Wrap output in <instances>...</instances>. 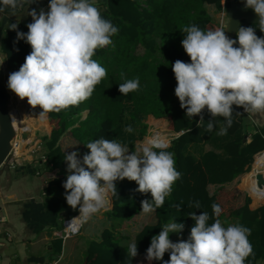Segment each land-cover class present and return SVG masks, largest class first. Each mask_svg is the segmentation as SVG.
I'll return each instance as SVG.
<instances>
[{
  "label": "clouds",
  "instance_id": "1",
  "mask_svg": "<svg viewBox=\"0 0 264 264\" xmlns=\"http://www.w3.org/2000/svg\"><path fill=\"white\" fill-rule=\"evenodd\" d=\"M35 3L38 0H0V18L9 13L8 17L15 16L27 5L31 17L28 31L18 30L19 21L7 28L16 31L17 41L24 40L31 52L19 70L9 74L7 86L21 100L26 98L32 108L39 107V117L46 119L48 113L78 106L92 96L96 85L107 76V70L93 57L97 49L113 45L111 37L119 28L102 16L96 0H49L47 11L43 7L28 10V5ZM244 6L259 17V30L264 33V0H244ZM227 27L204 30L196 24L184 26L181 46L190 62L178 59L171 65L180 108L190 118L199 116L197 127H204L205 132H212L216 118L222 117L219 136L226 135L232 126L233 106L245 113L264 112V35L257 36L254 26L237 25L236 38L232 39L225 33ZM120 77L121 95L139 90V77L129 79L123 72ZM205 109L211 117L207 122ZM123 130L134 131L131 125ZM84 145L89 151L82 157L77 151L64 154V199L79 212L66 225L73 232L110 204V198L117 195L116 181H135V191L151 194V200L141 201V211L147 214L163 207L182 175L176 169L174 153L166 150L169 145L159 133L134 151L117 139L103 137ZM251 190L264 191L257 187V181ZM182 204L175 205L178 212ZM187 206L202 207L199 200H190ZM211 210V217L207 211L187 214L195 222L187 240L172 242L169 234L181 233L184 224L174 219L166 223L151 237L145 258L162 264H245L249 256L254 257L248 239L251 229L238 222L225 227L219 219L221 206L213 203ZM166 252L169 259L164 261ZM137 255L134 240L128 245L127 256L131 259Z\"/></svg>",
  "mask_w": 264,
  "mask_h": 264
},
{
  "label": "trees",
  "instance_id": "2",
  "mask_svg": "<svg viewBox=\"0 0 264 264\" xmlns=\"http://www.w3.org/2000/svg\"><path fill=\"white\" fill-rule=\"evenodd\" d=\"M208 5L221 11L223 6L226 8L229 5V0H225L224 5L221 0H105L100 12L119 28V32L111 37L114 47L108 45L97 49L93 59L107 70V76L96 85L88 100L78 106L47 114L46 119L53 125L50 135L42 137L44 147L48 150L45 155L46 164L57 168L58 174L63 175L54 179V184H62L66 180L63 165L65 152L59 142L66 133L79 145L76 149L79 155L89 151L84 144L100 137L117 139L134 151L136 141L141 140L147 132L145 119L148 115L169 120L174 132L184 130L177 138L172 139L166 149L174 153L176 169L182 175L173 185L172 193L166 197L163 207L154 212L156 221L145 225L135 235L138 255L145 256L151 237L158 235L162 226L173 219L184 224L182 231L189 236L190 229L195 224L187 215L190 211L197 215L201 211H207L211 217V205L216 203L221 206L213 197L209 186L221 187L243 174L239 187L247 195L246 201L240 207L230 209L228 214L222 211L219 219L225 227L231 222H238L251 229L248 239L255 255L249 256L245 264H256L259 259H264V205L256 209L248 207V204L253 205L256 196L249 190L246 180L251 163L261 158H254L253 161V155L264 151V128L254 133L249 142H243L247 133L240 129L247 124L243 122L240 114H235L241 108L233 106V123L226 134H234L232 138L227 141L226 135H217L224 124L223 118L217 117L213 131L216 139L221 142L220 152H201L197 156L191 151V147L207 139V132L204 127H199L193 140L199 116H186L174 94L176 80L171 65L178 59L190 62L181 46L184 38L182 28L196 24L204 30L218 29L212 25ZM28 23H31V18L18 24V30L26 33ZM257 33L258 36L264 35L260 30ZM30 52L29 44L24 40L17 41L16 31L7 27L2 30L0 53L4 56L7 70L18 71ZM122 72L129 79L139 77L138 91L130 92L126 96L119 93L118 85L123 82L120 77ZM33 109L35 112L41 111L39 107ZM85 111L87 112L84 114ZM207 118L208 112L204 114L205 122ZM127 125L133 127L132 133L123 130ZM39 126L47 128L45 124H38ZM241 181L245 188L241 186ZM115 184L117 195L110 198L112 207L105 212V216L121 223L141 212V201L151 200V194L135 191L138 187L135 181L124 179L116 181ZM190 200H199L202 207L189 208L187 205ZM181 201L183 204L178 212L175 205ZM263 203L264 200L259 205ZM78 213V210H73L70 217ZM212 222L210 219L209 224ZM127 248L128 246L121 245L116 238L113 239L110 231L104 230L102 245L96 252L97 264H139L136 257L130 259L127 256ZM166 256L167 252L164 254V261ZM155 264L162 262L155 260Z\"/></svg>",
  "mask_w": 264,
  "mask_h": 264
},
{
  "label": "crops",
  "instance_id": "3",
  "mask_svg": "<svg viewBox=\"0 0 264 264\" xmlns=\"http://www.w3.org/2000/svg\"><path fill=\"white\" fill-rule=\"evenodd\" d=\"M48 2L49 0H38V3L28 5V10L43 7L47 11ZM104 2L105 0H96V6L99 10L102 9ZM224 2L225 0H221L222 5H224ZM237 2L244 5V0H238ZM207 9L213 20L212 25L218 27L221 11H217L213 5H208ZM8 15L10 13L0 18V33L8 24L17 23L18 21V24H21L28 18H31L27 15V5H25L24 9L19 10L15 16L8 17ZM224 23L226 26L227 17ZM235 38L234 36L232 39ZM0 55L4 60V56L1 53ZM3 66L6 68L5 63H3ZM19 104H23L24 108L28 106L26 101H20L18 99V101L16 100V105L19 106ZM15 111L22 124L21 127L25 128L23 130H29L32 133L34 129L38 128L34 124L35 121L38 124H45L46 129L50 130L46 134L40 135V140L36 142V147L38 148L36 155L26 151V159H21L20 161L11 159L7 161L4 170L0 174V264H97L98 255L96 252L100 250L102 245L104 230L110 231L111 237L113 239L116 238L121 245L128 246L134 241L135 235L145 225L152 224L156 221L154 212L145 214L142 211L137 213L132 219L121 223L113 219H108L105 216V212L112 207L110 201V204L105 209L94 214L88 222L82 225L78 234L63 238L60 231L62 229V222L64 219L70 218V213L73 209L67 205L64 199L65 189L62 187L63 183L54 184V179L60 178L63 175L58 174L57 168H51L50 165L46 164L45 155L48 150L44 147L42 137L50 135L52 129L51 123L48 119L40 118L38 114L35 117L36 119L31 118L34 121L33 125L29 126V120L25 119L21 114H18L17 110ZM239 112L241 113L240 116L243 122L247 124L240 129L246 131L247 134L243 138V142L247 143L254 133L264 128V112L245 113L242 111V108ZM37 113L34 112L33 115ZM209 119L211 117L208 114L206 122ZM145 123L147 124V132L142 138V140L145 139L144 142L149 137L150 131L158 129V127H160L163 134L168 135L171 133H183L184 131L174 132L169 120L155 118L152 115L146 117ZM198 130L199 127L195 130L193 140L196 138ZM215 135V131L207 132L205 134L207 139H203L198 144L193 145L194 147H191V151L197 156L201 152H220L221 142L219 139H216ZM233 135H226V140L228 141ZM138 144L139 140L136 141V146ZM59 145L62 151L70 153L67 149H64L61 142H59ZM23 147L21 149L17 148V152L22 151ZM77 148H79L78 144ZM255 155H253L255 158L262 157L264 151L258 152ZM34 156L35 158L33 159ZM79 156L82 157L83 155ZM226 158H228V155H226ZM262 159L264 157L257 159L258 161L256 160L255 166ZM11 163L13 166H11ZM63 165L66 176L67 163L65 160ZM261 171L264 181V167L261 168ZM242 175L221 187L209 186L210 192L217 202L220 203L226 197L225 209H223V212L226 214L230 211L229 208L232 210L240 207L246 201V198L244 202L240 199L238 205H234L231 202V200H238L237 195L239 194L234 191L236 188L235 183L241 179ZM256 177V171L254 169L251 170L246 180L248 186L252 179L257 180ZM241 186L244 187L243 181H241ZM250 188L252 189V187ZM251 189L249 190L252 191ZM236 191L239 192V190ZM251 193L256 198L252 206L248 204L250 209H256L264 205V203L259 205L260 201L264 200V197L260 196L257 192ZM172 234H169V239L172 242H177L178 239L175 240ZM179 234L181 236L184 233L182 231ZM135 259L139 264H155V260L148 261L145 256L138 255ZM168 259L169 253H167L165 261ZM256 264H264V259H259Z\"/></svg>",
  "mask_w": 264,
  "mask_h": 264
},
{
  "label": "rangeland",
  "instance_id": "4",
  "mask_svg": "<svg viewBox=\"0 0 264 264\" xmlns=\"http://www.w3.org/2000/svg\"><path fill=\"white\" fill-rule=\"evenodd\" d=\"M139 52H141V49H139ZM3 60V58H2V56L0 55V61H2ZM4 63V62H3ZM10 73H12L11 71H9V70H7L4 66H3V64H2V66H0V79L2 80V81H4L5 82V88H6V90H7V93H8V96H9V99H8V106H9V109H10V111H15V110H17V113L18 114H21L22 116H24V118L25 119H28L29 120V126L30 125H33V121L34 120H32L31 118H35L36 116H38V113L37 114H35V115H33V113L35 112L34 111V109L28 104V106H26L25 108H24V105L23 104H19V106H17L16 105V101H15V99L14 98H16V100L18 101V99H17V96L12 92V91H10L9 90V88H8V86H7V82H8V77H9V74ZM26 102H27V100H26ZM16 112V111H15ZM87 111H85L84 112V114L86 113ZM29 115V116H28ZM17 118H18V116H17ZM48 118V117H47ZM36 119V118H35ZM38 119H40V118H38ZM49 120V119H48ZM45 122H48V121H45ZM34 124L35 125H37L38 126V122L37 121H35L34 122ZM21 125L22 124H20L19 126H18V128H20L21 127ZM53 124H52V122H51V126H52ZM158 129H160V127H158ZM50 130V129H49ZM48 129H46L45 127H43V126H39L38 128H36V129H34L33 131H32V133H31V137H30V139L27 141V143L24 145V147L23 146H21V147H23V150L22 151H18L17 152V147L19 148V149H21V147H20V145L19 144H16V149H15V153H12L11 152V154H10V156H8V158H7V160H6V162L5 163H7V161H9V160H11V159H15L16 161H20L21 159H26V151H29V152H31V154H33V155H36L37 154V150H38V148L36 147V142L38 141V140H40V135H43V134H46L48 131H49ZM30 134V133H29ZM16 131H15V134H14V136H13V139H12V141H11V143H16V141H15V138H16ZM27 138H28V136H27ZM26 138V139H27ZM145 140V139H144ZM144 140H139V144H142V143H144ZM62 144H63V147H64V149H67L69 152H72V151H75L76 150V147H77V142L72 138V136L69 134V133H66L63 137H62V139H61V141H60ZM39 144V143H38ZM19 145V146H18ZM135 148H136V146H135ZM35 158V156L33 157V159ZM255 162H256V160L254 161V162H252V165H251V167H250V170L248 171V173H250L251 172V170H253V169H255ZM254 171H256V169L254 170ZM264 173V172H263ZM254 179H252V181H253ZM250 182L249 184V186H248V188L249 189H251L250 187H252V185H253V182ZM239 183H240V180L237 182V183H235V186H236V188H235V192L237 193V194H239V195H237V198H238V200H235V201H232L231 200V202L232 203H234V205H238V202H239V200L241 199V201H243L244 202V199L245 198H247V195L245 194V192L239 187ZM248 185V184H247ZM236 190H239V192L238 191H236ZM220 203H221V206H222V208L223 209H225L224 207L225 206H223V205H225L226 204V197L223 199V201H220ZM230 207V206H229ZM103 210V209H102ZM229 210H230V208H229ZM100 212V211H99ZM184 233V232H183ZM172 236L174 237V239L176 240V239H183V240H187V238H188V236L184 233L183 235H181L180 236V234H177V233H173L172 234Z\"/></svg>",
  "mask_w": 264,
  "mask_h": 264
},
{
  "label": "water",
  "instance_id": "5",
  "mask_svg": "<svg viewBox=\"0 0 264 264\" xmlns=\"http://www.w3.org/2000/svg\"><path fill=\"white\" fill-rule=\"evenodd\" d=\"M225 13L227 17L225 27L228 25L225 29V33L229 38L235 36V28L237 25L254 26L256 30H259V17L251 9L245 8L244 5L236 0H229V5L225 9ZM8 99L9 96L5 88V82L0 79V174L4 170L5 162L11 150V141L15 134V129L9 112ZM22 137L25 138L27 136L23 133ZM255 156L253 157V161ZM256 178L262 184L264 183L261 174H258Z\"/></svg>",
  "mask_w": 264,
  "mask_h": 264
},
{
  "label": "built area",
  "instance_id": "6",
  "mask_svg": "<svg viewBox=\"0 0 264 264\" xmlns=\"http://www.w3.org/2000/svg\"><path fill=\"white\" fill-rule=\"evenodd\" d=\"M225 18H226V13H225V7L223 6V8H222V10L220 12V21H219L218 28L225 26V23H224ZM244 27H249V25H244ZM256 35L258 36L257 30H256ZM206 111H207L206 109L203 110V113H205ZM242 111H243V109H242ZM9 112H11L10 109H9ZM157 133H159L160 137L163 136L162 139L168 145H170V142L172 141V139L177 138L182 132L181 133H171V134L168 135V134H163L160 129H155V130L150 131V135H149V137L147 139L151 138L154 134H157ZM15 149H16V143H11V150H10L9 156H10L11 152L15 153ZM11 166H13L12 163H11ZM78 215H79V213L77 215H75V216H78ZM75 216H73V217H75ZM71 218L72 217L64 219L63 222H62V229L60 231L62 233V237L63 238H67L69 236L78 234L80 229L82 228V225H79V226H77V230L75 232H73L70 227H66L67 222L70 221Z\"/></svg>",
  "mask_w": 264,
  "mask_h": 264
},
{
  "label": "bare ground",
  "instance_id": "7",
  "mask_svg": "<svg viewBox=\"0 0 264 264\" xmlns=\"http://www.w3.org/2000/svg\"><path fill=\"white\" fill-rule=\"evenodd\" d=\"M2 66V65H1ZM15 101H16V99H15ZM10 114H11V118H12V122H13V127H14V129L16 130V138H15V141H16V144H19L20 145V147L21 146H24V143H26L29 139H30V137H31V132L29 131V130H23V129H25V128H22V127H20V128H18V126L21 124L20 123V119H18L17 118V115H16V112L15 111H11L10 112ZM14 118V119H13ZM166 131V130H165ZM23 133L24 134H26V136H28V138L27 137H25V138H23L22 137V135H23ZM30 133V134H29ZM163 137V136H162ZM161 137V138H162ZM27 138V139H26ZM18 145V146H19ZM18 148V147H17ZM264 157V156H263ZM27 158V157H26ZM262 158V157H261ZM258 161V160H257ZM256 161V162H257ZM255 162V163H256ZM261 164V168H263L264 167V159H262V161L261 162H259L256 166H255V168H256V174L258 175V174H262V171H261V168L259 167V165ZM255 170V169H254ZM249 174V173H248ZM247 174V175H248ZM255 176V175H254ZM263 177V176H262ZM255 181H257V187L258 188H261V189H264V183L262 184L260 181H258V179L257 180H255L254 179V181H252L253 182V184H254V182ZM261 184V185H260ZM259 194H260V196H262V197H264V191L263 192H259Z\"/></svg>",
  "mask_w": 264,
  "mask_h": 264
}]
</instances>
